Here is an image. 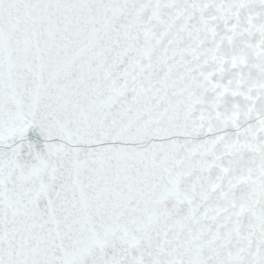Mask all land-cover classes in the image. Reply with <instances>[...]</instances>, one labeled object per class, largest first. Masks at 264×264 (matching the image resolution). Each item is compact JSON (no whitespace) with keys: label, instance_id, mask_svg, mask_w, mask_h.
I'll use <instances>...</instances> for the list:
<instances>
[{"label":"snow or ice","instance_id":"6c2138e0","mask_svg":"<svg viewBox=\"0 0 264 264\" xmlns=\"http://www.w3.org/2000/svg\"><path fill=\"white\" fill-rule=\"evenodd\" d=\"M252 3L0 0V264H264Z\"/></svg>","mask_w":264,"mask_h":264},{"label":"water","instance_id":"95a60500","mask_svg":"<svg viewBox=\"0 0 264 264\" xmlns=\"http://www.w3.org/2000/svg\"><path fill=\"white\" fill-rule=\"evenodd\" d=\"M243 15L259 18L260 23L257 26V32H264V0L261 3H252L249 9ZM243 19V16L241 17ZM235 27V25H233ZM241 40L239 51L243 55L240 57V62H245L247 57V71L244 79L248 84V91H255L259 87H264V59L257 60L255 54L259 49V42H254L251 35L247 34V28L241 29ZM246 166L251 167V159L247 160ZM260 167L259 163L255 165Z\"/></svg>","mask_w":264,"mask_h":264}]
</instances>
